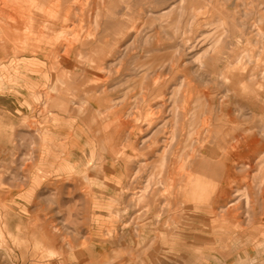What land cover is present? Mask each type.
I'll list each match as a JSON object with an SVG mask.
<instances>
[{
  "label": "rangeland",
  "instance_id": "rangeland-1",
  "mask_svg": "<svg viewBox=\"0 0 264 264\" xmlns=\"http://www.w3.org/2000/svg\"><path fill=\"white\" fill-rule=\"evenodd\" d=\"M6 1L61 46L0 72V264H264L263 164L214 217L176 180L219 189L233 126L264 134V0Z\"/></svg>",
  "mask_w": 264,
  "mask_h": 264
},
{
  "label": "bare ground",
  "instance_id": "bare-ground-1",
  "mask_svg": "<svg viewBox=\"0 0 264 264\" xmlns=\"http://www.w3.org/2000/svg\"><path fill=\"white\" fill-rule=\"evenodd\" d=\"M32 1H33V4H34V9L37 11V14H36L35 18H29L28 21H30L31 24H36L37 27H38V25H41L42 23L45 22L44 21L45 0H32ZM7 6H9V3H7L6 0H0V10L2 11V13L0 14V20H1V23H0V34H1L0 35V37H1V39H0V72L2 71L1 69H4V71H5V65L9 64V62H11V60L13 58V56H12V52H13L12 48H14V47L12 46V43L15 42V40L17 41V39H21L20 36H18L17 33H15L13 31V30H15L13 28L14 24L10 23V21H8V17L5 16V14H4V10L5 9H11V7H7ZM57 8H59V7H57ZM39 22H41V23H39ZM55 25L56 24H54V26ZM48 26H50L48 28V31H50V30H55L56 31V29H55L56 27H54L52 24L48 23ZM33 27H34V25H33ZM34 28H31V29L33 30ZM28 32H30V31H28ZM33 32H32V34H33ZM23 34L24 35L22 36L21 41L25 45L24 51H25L26 54L23 55L22 57L29 55V56L39 57L40 59L42 58V59L45 60V50L49 51V53H50V51H52V52L53 51H57L59 49V47L61 46L60 43L57 44L55 41L54 42H51L49 40L45 41V39L48 38L50 35L49 36H43L41 32H40L41 35H36V36H34L35 34L31 35V33H29L30 35H27L26 31ZM45 35H46V33H45ZM69 41H71V40H69ZM64 44H66V43H64ZM13 45H15V44H13ZM22 45H19V46H22ZM21 48L19 50H21V52H23L22 51L23 47H21ZM64 48H65V45H64ZM14 50H16V49H14ZM64 51L65 50H63V52ZM64 54H65V52H64ZM15 55L17 56V52H16ZM66 57H68V56H66ZM70 61H71V59H70ZM57 63H58V60H57ZM64 63H66V62L64 61ZM42 65L45 68V61L42 62ZM95 69L97 70L96 74L98 76H100V74L102 73L101 70L103 69V67L99 66V65H95ZM16 84H17V82H16ZM13 86L14 85L11 84L10 88L13 87ZM51 89H52V87H51ZM262 116H264V115L262 114ZM250 128H243L242 126H239L238 124L233 126V129L231 130L232 133H233V140H234L233 144L229 143V146H228L227 149H223V150L221 149L222 151L220 152V156H219V159H218V164L219 165L220 164L223 165L224 173L222 174V177L219 178L218 184L214 185V186L219 187V189L218 188L217 189L211 188L210 184L205 182L206 180L204 181L201 177H199L200 175H196V174H194L192 172H188L187 178L185 177V178L176 179V180L180 181V182L178 181L179 183H177V184L180 185V190L183 192L182 193L183 200H187L188 201V200L192 199L193 201H196V203L198 204V209H204V210L207 211L209 216H212V217L215 216L213 214V206H212V203H211L213 196H216V195H214V193H216V192L218 193L217 194V199L215 201L216 202H221L222 199L225 198L224 196H227V194H228L226 192L227 191L226 190L227 186L230 185V184L236 185L237 183L243 181L244 172H246L247 170L251 169L250 164L246 162V159L248 158L247 156L250 154L249 153V146H248L249 142L252 140L255 143V139H253L252 134H246V135H241L240 134L241 133L240 130L249 131V130H251ZM209 134H211V133H209ZM238 135H239V137H237ZM227 142H229V141H227ZM259 145H261V144H259ZM222 146H219V147H222ZM210 151H211V149L206 150V152H210ZM202 152H204V151H201V154H202ZM194 158H195L194 156L191 158V162L192 163H194V161H192ZM240 161L244 162L245 164H243V165L239 164V163H241ZM189 162H190V160H189ZM192 165H194V164H190V168L191 169H192ZM260 185L262 186L261 187L262 191H260V192L264 196V179L260 182ZM176 189H177V187H176ZM196 195H198V196L195 198L194 196H196ZM183 202H184L183 203V208H188L189 206L186 205L185 201H183ZM234 210H236V208L231 209V210L229 209V210L225 211L223 213V215H221V217L223 216V218H228V217H233L234 216L235 218H238L239 215H237V214L235 215L234 214Z\"/></svg>",
  "mask_w": 264,
  "mask_h": 264
},
{
  "label": "crops",
  "instance_id": "crops-1",
  "mask_svg": "<svg viewBox=\"0 0 264 264\" xmlns=\"http://www.w3.org/2000/svg\"><path fill=\"white\" fill-rule=\"evenodd\" d=\"M47 53H49V51L45 50V57H46ZM20 59H22V61H25L27 59H32L34 61H38L40 64L37 65V66L36 65L35 66H31V65L27 64L26 61H25L24 62L26 64L25 66L26 67L28 66L26 70H28L30 67H33L35 69H38V70L42 71V73H45V68L42 65V62L45 61L44 59H42V58L40 59L39 57H35V56H24V57H21ZM24 73L29 77V74H30L29 71L28 72L27 71H24ZM24 73L22 72L21 74H24ZM2 86H4V85H2ZM10 89L13 90V91L14 90L15 91L18 90L19 89L18 84L14 85ZM15 103H16V106H17V100H16ZM255 116L252 115L253 119L255 118ZM254 120H256V119H254ZM250 129L251 130H249V131H242V130H240V132H241L240 134L241 135L252 134L253 139H255V143L252 140L249 142V145L248 146H249V153L250 154L247 156L248 158L246 159V162L249 163L251 169H253V166H256L257 167L259 164H263L264 165V157H263L264 156V134L261 135L260 138H258L257 137V132H258L259 129H255V128H250ZM237 137H239V135ZM259 144H261L262 146L259 145ZM38 169H39L38 172L41 173L40 176L42 177L43 181H45V179H44V176H45V168L39 167ZM42 174H44V175H42ZM43 183H41V184H43ZM263 202H264V196H263ZM236 211L237 210H234V214L235 215H236Z\"/></svg>",
  "mask_w": 264,
  "mask_h": 264
}]
</instances>
